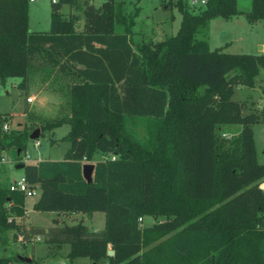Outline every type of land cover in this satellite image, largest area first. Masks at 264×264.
Returning <instances> with one entry per match:
<instances>
[{"label": "trees", "instance_id": "16d2710c", "mask_svg": "<svg viewBox=\"0 0 264 264\" xmlns=\"http://www.w3.org/2000/svg\"><path fill=\"white\" fill-rule=\"evenodd\" d=\"M29 3L0 0V81L20 78L26 102L31 88L46 85L64 98L63 110L45 119L25 108L23 128L0 131V150L13 147L15 163H23L35 129L42 136L68 124L62 160L25 163V178L41 191L34 210L100 211L106 219L99 231L60 218L48 230L26 229L17 221L25 194L0 182V247L12 231L33 232L44 234L53 254L70 244L71 263L264 264V163L253 132L264 110L233 99L236 87L256 86L264 53L212 49L207 37L215 16L264 20V0H252L248 11L238 0H206L198 12L176 0L177 33L140 41L138 11L127 21L123 0H52L49 31L29 28ZM64 5L83 12L81 28ZM136 119L147 122L144 137L132 127ZM229 125L240 128L223 136ZM99 154L106 158L87 182L82 166ZM145 217L155 222L143 226ZM19 256H0V264L27 263Z\"/></svg>", "mask_w": 264, "mask_h": 264}, {"label": "rangeland", "instance_id": "374dc122", "mask_svg": "<svg viewBox=\"0 0 264 264\" xmlns=\"http://www.w3.org/2000/svg\"><path fill=\"white\" fill-rule=\"evenodd\" d=\"M105 0H90L96 6L102 5ZM122 1V0H120ZM123 9L126 20L129 16L138 14L134 17V38L136 41L147 40L152 37L155 40H161L167 35L176 34L181 24V12L175 4L176 0H123ZM189 6L196 12L205 7L201 0H197L196 5H191L192 0H185ZM238 5L243 11L251 8L252 0H238ZM51 10L52 0H37L29 3V28L32 31H49L51 28ZM64 16H78L77 26L81 28L85 17L81 10L64 5L62 8ZM199 37H204L202 34ZM207 37L212 49H220L228 53H260V45L264 44V20L254 23L250 22L245 13L231 17L215 16L210 22L207 31ZM21 81L18 77L9 78L6 84L0 81V131L1 125L7 123L10 125V131L23 128L27 122V111H33L41 118L53 119L62 113L64 98L51 90L48 86L40 87L35 85L31 88L32 102H26V96L22 89L18 87ZM233 99L237 101L247 100L258 111H263L264 103V67L260 68L259 75L256 78L255 87L238 86L235 89ZM132 127L137 131L138 136L144 137L147 129V122L143 119H136L132 122ZM239 125L223 126V136L236 134ZM70 126L64 124L55 128L53 131H46L38 139L40 145L35 147V139H30L22 157L29 154L31 158L28 163H32L34 158L40 156L44 159L62 160L67 149L70 146L69 141L62 138L68 133ZM9 131V132H10ZM258 161L264 163V120L253 125ZM1 158H4L2 161ZM104 155H97L93 161L85 163H94L98 159H105ZM16 152L13 147L0 150V180L4 185H9L15 179L24 176V168H16ZM27 163V164H28ZM40 189L33 196L27 197V209L29 217L27 222L35 225H50L52 219L56 217L54 213L40 212L34 210L33 203L40 197ZM76 218L67 217L70 223L83 222L91 229L101 228L104 225L105 213L96 212L95 218L90 219L88 214L78 213ZM155 219L146 218L143 225L152 224ZM26 226V225H25ZM33 227V226H32ZM31 237L36 233H30ZM40 241L33 244H21L17 241L14 232L9 233L10 241L7 245L0 247V256H10L13 253L24 255L26 257L34 256L36 261H42V264H93L89 258H79L71 263L68 258L69 244H64L61 250L52 255L50 246L45 240L44 234L39 233ZM102 259L97 264H106Z\"/></svg>", "mask_w": 264, "mask_h": 264}, {"label": "built area", "instance_id": "2783aa9c", "mask_svg": "<svg viewBox=\"0 0 264 264\" xmlns=\"http://www.w3.org/2000/svg\"><path fill=\"white\" fill-rule=\"evenodd\" d=\"M29 2H34V1H37V0H28ZM201 2L203 4H206V0H201ZM198 3L197 0H192L191 1V5H196ZM27 101L28 102H32L33 101V97L32 96H29L27 98ZM262 108H264V103L262 104L261 106ZM1 130L3 132H9L10 131V125L7 124V123H3L2 124V128ZM36 140V139H35ZM35 147L39 146L40 145V142L38 140L35 141ZM31 158V156L29 154H26L23 158H22V161L24 163L28 162L29 159ZM116 157L115 156H112V159H115ZM2 161H4V158H1ZM41 157L38 156L37 157V160H40ZM9 188L10 190L12 191H20V192H23L27 197L29 196H33L35 193H36V188L32 187L29 182L27 181V179L25 178V176H23L22 178L20 179H15L14 181H12L10 184H9ZM11 204H9L10 206ZM12 218V217H11ZM10 218V219H11ZM19 218H22V217H19ZM143 218H140V221H142ZM26 229H29V227L25 226ZM31 235V234H30ZM29 237H26L25 233L24 232H21V233H18V236H17V241L21 244H33L34 242L36 241H40L42 238L40 235H36V236H30ZM109 247H111V245H109ZM15 264H28V263H15ZM62 264H66V263H62ZM106 264H110V262H106Z\"/></svg>", "mask_w": 264, "mask_h": 264}, {"label": "crops", "instance_id": "0c3cea01", "mask_svg": "<svg viewBox=\"0 0 264 264\" xmlns=\"http://www.w3.org/2000/svg\"><path fill=\"white\" fill-rule=\"evenodd\" d=\"M260 53H264V44H262V45H260ZM259 54V53H258ZM28 103V102H27ZM24 115H25V113H24ZM23 158V157H22ZM44 158H41L40 160H43ZM40 160H37V157L36 158H34V160L32 161V163H37L38 161H40ZM98 160H100V159H98ZM29 162V161H28ZM28 162H26V163H28ZM95 162L96 161H94V164H95ZM24 163V162H23ZM0 182H1V180H0ZM11 183V182H10ZM37 188H36V192H37ZM39 199V198H38ZM37 199V200H38ZM36 203V201L33 203V207H34V204ZM25 208H26V213H25V216L23 217V218H17V221H19V222H23L27 227H40V228H44V229H46V230H48L50 227H52V226H54V223H53V219L54 218H60L61 220H64L66 223H68V224H72V223H70L69 221H67V217L69 216V217H72V218H76L77 216V214L78 213H70V214H61V215H58L57 214V212H50V213H54L55 215H56V217H54L53 219H52V222L50 223V225H47V226H43V225H35V224H29L28 222H27V220H28V217H29V212H28V209H27V198H26V202H25ZM95 213L96 212H94L93 214H91V215H89V217H90V219L91 220H93L94 218H95ZM146 218H152V217H145L144 219H142V225H143V222H144V220L146 219ZM105 219H106V217H105ZM154 223V222H153ZM152 223V224H153ZM75 224V223H74ZM148 225H151V224H148ZM143 226H146V225H143ZM105 227V221H104V225H103V227H101V228H97V229H93V230H95V231H99V230H102L103 228ZM66 244H68V243H66ZM64 245V244H63ZM50 246V245H49ZM63 247V246H62ZM69 247H70V244H69ZM109 249H112V247H109ZM61 250V249H60ZM60 250H58L57 252H55L54 254L52 253V255H55V254H57ZM69 251H70V248H69ZM69 253V252H68ZM24 256V255H23ZM29 257H31V258H34V256H30L29 255ZM78 260V259H77ZM36 261V260H35ZM43 262L42 261H36V263L35 264H42Z\"/></svg>", "mask_w": 264, "mask_h": 264}, {"label": "water", "instance_id": "95a60500", "mask_svg": "<svg viewBox=\"0 0 264 264\" xmlns=\"http://www.w3.org/2000/svg\"><path fill=\"white\" fill-rule=\"evenodd\" d=\"M41 130L40 128L35 129L32 134L30 135L31 139H38L40 137ZM25 163H18L16 164V168H25ZM95 164L94 163H84L82 166V173L84 178L86 179L87 182H92L93 180V171H94ZM261 188L264 189V182L261 184ZM115 254L114 249H109L108 250V255L113 256ZM20 259L24 262L30 263L32 258L31 257H26L23 255L19 256Z\"/></svg>", "mask_w": 264, "mask_h": 264}]
</instances>
